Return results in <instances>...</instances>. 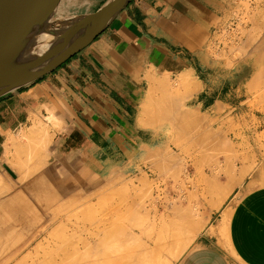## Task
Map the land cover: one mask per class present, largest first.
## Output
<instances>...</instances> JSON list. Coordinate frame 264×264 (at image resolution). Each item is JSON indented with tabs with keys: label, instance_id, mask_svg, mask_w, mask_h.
<instances>
[{
	"label": "crops",
	"instance_id": "obj_1",
	"mask_svg": "<svg viewBox=\"0 0 264 264\" xmlns=\"http://www.w3.org/2000/svg\"><path fill=\"white\" fill-rule=\"evenodd\" d=\"M105 1L54 0L46 27L53 30L81 23ZM232 1L131 0L110 26L78 54L34 83L0 96V166L6 165L7 148L17 143H24L38 160L46 151V165L74 164L97 173L118 164L116 161L135 146L140 134L151 132L139 129L136 120L140 103L155 79L175 80L183 72L192 74L199 88L195 98L200 97L199 107L235 111L251 103L249 88L254 83L244 71L240 70L238 79L228 85L231 91L225 90L224 74L219 68L220 85L214 89L211 82L214 66L208 47L224 25ZM40 122L47 124L54 135L50 145L47 142L42 146V152L37 140H44L47 134ZM23 135L38 139H26V143ZM248 144V177L239 174L231 183V193L242 188L240 196L211 212L178 264H264V140H250ZM18 171L16 180L22 175ZM13 213L8 211L11 222L1 227L0 256L13 241L29 237L22 252L32 245V220L18 222L12 218ZM15 223H21L24 231L17 236L9 231ZM29 256L31 253L20 261ZM10 261L16 260L0 257V264H12Z\"/></svg>",
	"mask_w": 264,
	"mask_h": 264
},
{
	"label": "rangeland",
	"instance_id": "obj_2",
	"mask_svg": "<svg viewBox=\"0 0 264 264\" xmlns=\"http://www.w3.org/2000/svg\"><path fill=\"white\" fill-rule=\"evenodd\" d=\"M263 22L264 0H233L231 8L225 12L224 25L208 47L214 66L212 70L214 75L211 81L214 89L222 81L221 78L218 79L217 77V68H219V73L223 72L224 74L226 91L232 90V86L228 85L232 84L236 78L238 79L240 70L244 71V76L252 78L254 85L249 88L253 96L252 102H246L247 105L235 111H224L219 108L210 109L206 105L199 107L201 101L200 97L198 98L199 100L195 99L196 93L191 95L185 94L182 89L174 86L177 85L175 83L176 80L162 79L170 85L171 89L174 88V91L169 88L173 96L176 93L175 88L177 87V103H172L176 98L173 97L171 99L172 95H169L168 89L163 90L165 92L162 94V90H158V86L156 87L157 89L153 88L155 87L154 84H156L153 83V86L151 85L152 89L149 88L147 90L146 99L140 103L136 120L139 129L151 132L140 134L135 146L120 161H116L118 164L109 165L101 172L92 173L86 167L74 164L64 165L63 167L46 165L44 164L46 151H43L42 160H38L33 157L29 150L23 149L24 143H17L16 146L8 148L4 160L6 165L0 166V189L2 190H0V231L2 230L1 227L10 221L8 211H23L25 216H30L34 219L32 221L33 235H31L32 245L27 250L21 251L23 243L27 238L25 237L24 240L13 241L8 247H4L5 253L0 257L4 259L13 258L16 261H10L12 264H46L50 257L57 258L59 256L57 255L59 251L55 253V248L60 246V242L72 241L76 245V250L80 251L81 256L80 260L74 262L107 264L103 260L96 259L100 258L98 255L86 256L85 252L88 251V248L79 243V239L83 240L85 237L84 232L92 230L91 224L105 219L113 222L109 223L111 225H108V227H112L110 230L120 235L111 237L105 243L97 246L98 248L110 250L114 246L117 247L116 244L121 243L118 246H122L123 251L126 250L127 255L125 257L128 259L134 257V255L135 257L140 256L139 258L142 259L144 254L149 257L148 259L145 256L144 258H147L145 260H151L152 264H178L181 257L192 247L211 212L218 211L220 207L228 204L234 196L236 198L240 196L242 188L231 193L234 185L231 184V180L239 174L248 177L250 156L248 143L250 140L254 141L255 139L257 141L264 140V78L262 79L264 77V56L262 55L259 58L255 52V49L257 51V42L261 41L258 45H260L261 54H264L262 46L264 44ZM249 43H252L251 46ZM253 45L256 46L254 47ZM255 74L256 76H254ZM166 93L168 97L170 96V99L166 95L167 100L163 98L164 96L162 95ZM149 99H151L150 102H148ZM171 100L173 101L171 102ZM159 101L160 103H158ZM178 103H180L179 106ZM154 105L159 111L153 108ZM172 105H175V107L172 108ZM144 106H146L145 110L143 109ZM165 106L169 110H174L175 116L177 113L176 108H178L179 113H182L180 111L183 109L187 110H183L186 113L188 110L189 112L192 111V113L195 112L196 114L192 115L190 113L189 115L197 118L194 121L197 122L196 124H199L198 122L201 121L199 126L200 128L202 126L204 128L200 129L194 123L198 127H195L197 130L193 129V120L189 119L191 116L182 113L183 116L180 117L179 114L174 118L172 111L170 112L172 116L167 114L169 111H166L168 109ZM149 109L150 113H147ZM154 110H156V113ZM160 114L161 118H158ZM165 114L170 115L171 118L169 116L166 117ZM148 116H153L156 122ZM178 116L180 118L187 116L192 122L185 117L186 121L183 118L179 119ZM175 120L176 125L180 124L179 122L181 121V124L184 127L186 124L187 127H183V129L181 125H178L181 128L177 127L173 124ZM188 121L191 126L193 125L192 129ZM202 121L205 125H203ZM40 124L47 130V136L43 140L46 141H40L38 146H44L48 140H50V145L54 135L49 133L51 129L47 124L41 122ZM50 126L53 127L54 124ZM205 126H209V128L207 127L208 130L212 128L209 131L213 134L210 132L206 133L207 129L205 130ZM188 127L189 131H186ZM214 128L220 131L217 129L215 131ZM198 129L201 131L198 134L200 137L196 135L199 132ZM255 129L263 130V133H250V130ZM177 131L179 132L177 133ZM203 131H205V134ZM189 132L191 136H189ZM193 132L197 133L194 134ZM202 132L203 134L201 135ZM175 134H177V138ZM207 134H210V136H207ZM203 136L206 139H202L204 142L202 141L203 143L200 144L201 137ZM193 138L197 139L194 140L195 143L192 142ZM202 147L204 148L202 149ZM169 148H173L172 154L174 157L170 153L171 155H166L165 159L172 158L173 161L170 164L161 157L163 156L162 154H160L161 156L158 154V152L165 153L164 149L168 151ZM13 149H15L14 152ZM153 149H155V152ZM17 151L20 152L18 153ZM156 153L157 156H153ZM251 153L254 159L255 150L251 151ZM154 157L158 160L161 157L160 162L157 159H153ZM22 158L23 160H21ZM150 159L151 163L154 162L153 164L155 165V168L152 167L153 164L151 165L154 175L146 173L144 168L146 163L147 165L151 164L148 162ZM155 161L159 163L157 164ZM17 170H20L22 173L19 176V180L25 178V181H15ZM132 178L146 179L148 184L139 185L133 189L128 186V181ZM41 179H44V181L40 183L39 180ZM172 225L176 228L180 225L181 236H184L181 237V242L177 244L168 235V232H170L168 227H172ZM185 225L187 228L188 225H192L193 227H189L191 229L188 230L184 227ZM21 227V223H15L9 231H11L12 235L17 236L19 233L24 232ZM183 227L189 231L190 235H187V230ZM66 228H68V231L73 230L81 234L82 237L66 239ZM165 229H168V231L165 232ZM164 232L167 233L166 236H164ZM160 233L163 234L162 238H159L161 236ZM157 236L159 238L158 241ZM160 239L163 241L161 242ZM156 243L158 245L164 244L160 245L162 246L160 248L163 250H159ZM61 246L63 247V245ZM167 246L170 247L168 248L169 251H167ZM72 248L74 249V247ZM127 250H130L131 254ZM134 251L137 253L132 254ZM28 253L33 254V259L35 255L40 256L42 253H44V257H39V260H36L37 258L35 257L34 261H32L33 259L31 260V256H29L27 260L20 261ZM46 256L47 258L49 256V258L47 259ZM43 259L44 261H42Z\"/></svg>",
	"mask_w": 264,
	"mask_h": 264
},
{
	"label": "water",
	"instance_id": "obj_3",
	"mask_svg": "<svg viewBox=\"0 0 264 264\" xmlns=\"http://www.w3.org/2000/svg\"><path fill=\"white\" fill-rule=\"evenodd\" d=\"M131 0H106L87 20L59 29L46 27L54 0H0V96L50 74L99 37ZM38 41L44 50L17 62Z\"/></svg>",
	"mask_w": 264,
	"mask_h": 264
},
{
	"label": "bare ground",
	"instance_id": "obj_4",
	"mask_svg": "<svg viewBox=\"0 0 264 264\" xmlns=\"http://www.w3.org/2000/svg\"><path fill=\"white\" fill-rule=\"evenodd\" d=\"M263 26H264V22H263ZM258 29V28H257ZM263 30V29H262ZM256 41V40H255ZM263 41V40H262ZM261 42V41H260ZM259 41L257 42L258 44L260 43ZM252 44V43H251ZM251 44L249 43V45L251 46ZM254 44V43H253ZM256 44V43H255ZM257 44V51H256V49H255V52H256V55L260 58L262 55L264 56V54H261V52H260V50H261V48H260V45H258ZM254 46V45H253ZM256 46V45H255ZM254 46V47H255ZM262 46H263V48H264V44H262ZM253 47V48H254ZM253 48H252V50H253ZM44 50V48H43V46H40V44L38 43V41H30L22 50H21V53H20V56H19V58L17 59V62H22L23 60H27V59H30V58H33V57H35L36 55H38V54H40L42 51ZM263 50V49H262ZM263 52V51H262ZM256 56V57H257ZM253 66H255V65H253ZM190 71V70H189ZM187 72V71H186ZM191 72V71H190ZM258 72V71H257ZM262 72V71H261ZM263 72H264V70H263ZM262 72V73H263ZM258 74V73H257ZM262 75V74H261ZM254 76H256V74L254 75ZM253 76V77H254ZM260 76V75H259ZM259 76H258V78H259ZM167 77V76H166ZM177 77H178V75H177ZM150 79H151V77H149ZM148 78V83L150 82L149 79ZM264 77H262V79H263ZM156 81L154 82L152 79H151V81H153V82H151V84L150 85H152L153 83H156V84H154V86L155 87H153V88H155V89H157L156 87L158 86V90H162V94L165 92V91H163V90H167L168 92H169V95L171 96L172 95V93H171V90H173L174 88H173V85L171 84V86H172V88L173 89H171V87H170V85L168 84V83H166L165 82V80L163 81L162 79V81L161 80H158V79H155ZM176 80V84L177 85H174V86H177L178 87V89L180 88V89H182V91L186 94V93H188V94H195L197 91H198V85H197V82L195 81V79L193 78V76H192V74H190V73H182V75H180L177 79H175ZM253 80H255L256 81V79H254L253 78ZM159 81H161V82H159ZM260 81H261V79H260ZM263 82V81H262ZM172 83V82H171ZM255 83H257V82H255ZM168 84V85H167ZM250 84V83H249ZM150 85H149V87L148 88H150V89H152V86L150 87ZM169 86V87H168ZM177 87L175 88V91H176V93H174V96L172 95L171 96V99L174 97V98H176L175 99V101H173V100H171V102L174 104V102H176L178 99H177V95L176 94H178L177 93ZM171 90H170V89ZM170 90V91H169ZM166 91V92H167ZM174 91V90H173ZM172 91V92H173ZM171 93V94H170ZM161 94V95H162ZM165 95L167 96V93L166 94H164V95H162V96H164L163 98L165 99V100H167V97H165ZM169 96V97H170ZM176 96V97H175ZM168 97V98H169ZM151 98V97H150ZM145 99H146V97H145ZM147 99H148V97H147ZM154 99H155V97H154ZM160 99V98H159ZM162 99V98H161ZM163 99V100H164ZM170 99V98H169ZM157 100V99H156ZM155 100V101H156ZM151 101V99H149L148 100V102H150ZM170 101V100H169ZM169 101H167L168 103H169ZM181 101V100H180ZM179 101V102H180ZM167 102H165L167 105H168V103ZM158 103H160V101L158 102ZM177 103V102H176ZM143 104V103H142ZM146 104H147V102H146ZM146 104H144V105H146ZM157 104V103H156ZM161 104H162V102H161ZM165 104V105H166ZM179 104L180 103H178V106H179ZM160 105V104H159ZM163 105V104H162ZM169 105H171L170 103H169ZM168 105V106H169ZM146 106H144V110L146 109L145 108ZM158 107V106H157ZM165 107H167V106H165ZM173 107H175V105H172V108ZM217 107V106H216ZM218 107H219V105H218ZM153 108H156L155 107V105H154V107ZM164 108V107H163ZM162 108V109H163ZM169 108H171V107H169ZM151 109V108H150ZM150 109H149V111L147 112V113H150ZM157 109V108H156ZM161 109V110H162ZM166 109V108H165ZM165 109H164V113L166 112V111H169V113L167 112V114H170V112L172 111V110H169L168 109V107H167V109L168 110H166L165 111ZM217 109V108H216ZM220 109V108H219ZM218 109V110H219ZM144 110H141V111H144ZM176 110H177V113H176V116L177 115H179L180 114V117L181 116H183V114L185 113L186 115H189L190 113L193 115L194 113H192V111L191 112H189V110H188V112L186 113V112H183V110L182 111H180V112H182V113H179L178 112V108H176ZM175 110V111H176ZM155 111V113H156V110H154ZM157 111H159V109H157ZM174 111V110H173ZM172 111V112H173ZM184 111H187L186 109L184 110ZM145 112V111H144ZM161 112V111H160ZM142 113V112H141ZM174 113V112H173ZM167 114H165L166 115V117L167 116H169L170 118H171V116H172V114H170V115H167ZM184 114V115H185ZM196 114V113H195ZM143 115V114H142ZM164 115V114H163ZM192 115H189V116H191V118L189 117V119L190 120H193V122L192 121H190L189 119H188V117L187 116H184L185 118H187V120H189L190 122H192V124H196L197 122H194L195 121V118L194 117H192ZM203 115V114H202ZM154 116V115H153ZM153 116H148V117H151V119L153 120L154 118H153ZM156 116V115H155ZM174 118L176 117L175 116V113H174ZM197 116V115H196ZM199 116V115H198ZM165 117V116H164ZM168 117V118H169ZM179 117V116H178ZM179 117V119H184V121H186V119L184 118V117H182V118H180ZM158 118H161V114H160V116L158 117ZM162 118H163V116H162ZM168 118H167V120H168ZM194 118V119H193ZM203 118V117H202ZM157 119V118H156ZM177 119V118H176ZM197 119V118H196ZM199 119H200V117H199ZM166 120V119H165ZM206 120V119H205ZM211 120V119H210ZM210 120H209V123H210ZM213 120V119H212ZM217 120V119H216ZM151 121V120H150ZM154 121H155V119H154ZM158 121V120H157ZM178 121V120H177ZM189 121H188V124H190L189 123ZM196 121H198V120H196ZM156 122V121H155ZM154 122V123H155ZM165 122V121H164ZM169 122H170V120H169ZM201 122V121H200ZM200 122H198L199 124H200ZM203 122V121H202ZM39 123V122H38ZM176 123V120L174 121V123L173 124H175ZM180 124H178V122H177V124L180 126H182V129H183V125L181 124V121L179 122ZM183 123V122H182ZM187 123V122H186ZM204 123V122H203ZM37 124V123H36ZM151 124H152V121H151ZM185 124V123H184ZM195 124H194V128L191 126V124L189 125L190 126V128L192 129H196L195 127H198L199 126V124H196V125H198V126H195ZM176 125V124H175ZM178 125H176L177 127H179ZM203 125H205V123L203 124ZM40 126V125H39ZM152 126V125H151ZM174 126V125H173ZM175 126V127H176ZM32 127V126H31ZM33 127H34V125H33ZM185 127H187V125L185 124ZM184 127V128H185ZM203 127V126H202ZM200 128V126H199V128L200 129H203V128ZM208 128H209V126H207ZM206 126H205V130H206V133L208 132H210L211 130H212V128H211V130L209 131L208 130V128H207ZM179 128H181V127H179ZM35 129V128H34ZM34 129H33V133L35 134V132H34ZM41 129V128H40ZM39 129V130H40ZM43 129L45 130V127H43ZM178 129V128H177ZM215 129V131H217V130H219V129H217V128H214ZM217 129V130H216ZM38 130V128H36V131ZM181 130V129H180ZM197 130V129H196ZM199 130V129H198ZM27 131H28V129H27ZM47 131V130H46ZM186 131H189V127H188V129H186ZM185 131V132H186ZM191 131H193V130H191ZM220 131V130H219ZM41 132V131H40ZM39 132V133H40ZM179 131H177V133H178ZM200 130H199V132L197 133V132H195V133H197L196 135H198V134H200ZM204 132V134H205V131H203ZM203 132L201 133V135L203 134ZM29 133H30V130H29ZM38 133V132H37ZM194 133V132H193ZM194 133V134H195ZM210 133H212V132H210ZM216 133H218V132H216ZM22 134H24V133H22ZM26 134V133H25ZM24 134V135H25ZM41 134V133H40ZM45 134V133H44ZM183 134V133H182ZM213 134V133H212ZM23 135V136H24ZM176 135V138H177V134H175ZM185 135V134H184ZM195 135V136H196ZM210 136V134H207V136ZM215 135V134H214ZM22 136V137H23ZM35 136V135H34ZM38 136H40V135H38ZM180 136H181V134H180ZM187 136V135H186ZM189 136H191L190 135V132H189ZM188 136V137H189ZM205 136V135H204ZM201 137V142H200V140H198L199 142H200V144L201 143H203L204 141L202 140V139H206L205 137ZM206 136V137H207ZM20 137V136H19ZM36 137V136H35ZM34 137V138H35ZM41 137V136H40ZM45 137H46V135H45ZM197 137H200L199 135L197 136ZM196 137V138H197ZM212 137V136H211ZM24 138H25V140L27 139H29V141L30 140H32V139H30V137L28 138H26L25 136H24ZM179 138V137H178ZM186 138V137H185ZM38 139V138H37ZM37 139H33V140H37ZM40 139H42V141H43V138H40ZM50 139V138H49ZM180 139V138H179ZM187 139V138H186ZM189 139V138H188ZM200 139V138H199ZM212 139V138H211ZM26 140V141H27ZM32 140V141H33ZM175 140V139H174ZM185 140V139H184ZM194 140H197V139H192V142H194L195 143V141ZM214 140H216V139H214ZM34 141V142H35ZM39 141V139L37 140V146H38V142ZM41 141V140H40ZM46 141V140H45ZM45 141H43V142H45ZM49 141L50 140H48V143H49ZM179 141V140H178ZM185 141H187V140H185ZM185 141H183V142H185ZM189 141V140H188ZM198 141H196V142H198ZM203 141V142H202ZM210 141V140H209ZM33 142V143H34ZM42 142V143H43ZM199 142H198V144H199ZM213 142V141H212ZM15 143V142H14ZM26 143H28V141L26 142ZM33 143H31L32 145H33ZM41 143V144H42ZM180 143V142H179ZM191 143V142H190ZM189 144V143H188ZM206 144V143H205ZM222 144V143H221ZM13 145V144H12ZM213 145V144H212ZM10 146H11V144H10ZM14 146H16V144H14ZM13 146V147H14ZM19 146V145H18ZM29 146V145H28ZM37 146H36V149H37ZM40 146V145H39ZM43 146V145H42ZM177 146V145H176ZM175 146V147H176ZM180 146V145H179ZM188 146V145H187ZM186 146V147H187ZM204 146V145H203ZM6 147V146H5ZM198 147V146H197ZM196 147V148H197ZM21 148V147H20ZM26 148V147H25ZM25 148H23V149H25ZM31 148V147H30ZM42 147H40V149H41ZM44 148V147H43ZM176 148H178V147H176ZM195 148V147H194ZM201 148V147H200ZM204 147H202V149H203ZM219 148H220V146H219ZM6 149V148H5ZM8 149V148H7ZM23 149H21V150H23ZM39 149V148H38ZM188 149V148H187ZM190 149V148H189ZM192 149H193V147H192ZM218 149V148H217ZM14 150L15 149H13V152H14ZM17 150V149H16ZM28 150H30V149H28ZM34 150H35V147H34ZM33 150V151H34ZM155 149H153V151H154ZM166 150H167V148H166ZM165 149H164V151H165V153L163 152H158L157 150V152H158V154H159V156H161L160 154H162L163 156H161L162 158H164L165 159V157H166V155L167 156H169V154L171 153H173V148H169L168 149V151H166ZM214 150V149H213ZM220 150H221V148H220ZM25 151V150H24ZM36 151V150H35ZM37 151H39V150H37ZM43 151V149H41V152ZM218 151V150H217ZM12 152V151H11ZM18 152V151H17ZM20 152V151H19ZM18 152V153H19ZM22 152V151H21ZM29 152V151H28ZM27 152V153H28ZM155 152V151H154ZM201 153H202V151H200ZM199 152V153H200ZM44 153V152H43ZM32 154H34V153H32ZM47 154V153H46ZM152 154H153V152H152ZM170 154V155H171ZM175 154V153H174ZM216 154H219V153H216ZM10 156H11V154H9ZM35 155H36V152H35ZM37 155H38V153H37ZM146 155V154H145ZM173 155V154H172ZM201 155H204V154H201ZM227 155V154H226ZM15 156V155H14ZM43 156V155H42ZM47 156V155H46ZM153 156H157V153L156 154H154ZM197 156V155H196ZM37 157V156H36ZM45 157V156H44ZM160 157V158H161ZM173 157H174V155H173ZM202 157H205V156H202ZM226 157V156H225ZM6 158V157H5ZM23 158H25V157H23ZM23 158L21 159V160H23ZM145 158V157H144ZM160 158H159V160H160ZM167 158H169V157H167ZM176 158V157H175ZM38 159V158H37ZM40 159V158H39ZM147 159H149V158H147ZM153 159H155V157L153 158ZM157 159V158H156ZM155 159V160H156ZM15 160V159H14ZM19 160V159H18ZM42 160V159H41ZM158 160V159H157ZM158 160V161H159ZM169 160V161H168ZM165 159V161H167V163L169 162V164H170V162L171 161H173V159L172 158H170V159ZM10 161V160H9ZM153 161V160H152ZM163 161V160H162ZM37 162V161H36ZM148 162H150L151 163V159H150V161H148ZM157 161H155V163H156ZM160 162V161H159ZM159 162H157V164L159 163ZM25 163V162H24ZM40 163V162H39ZM154 162H152L150 165L148 164L147 165V163H146V165L144 166V168H145V170H146V173H149L150 175H154V172H153V168L152 167H154L155 168V165L153 164ZM162 163V162H161ZM20 164V163H19ZM153 164V166L151 167V165ZM166 164V163H165ZM36 165V164H35ZM17 166V165H16ZM23 166V165H22ZM27 166V165H26ZM30 166V165H29ZM24 167V166H23ZM143 168V169H144ZM21 169V168H20ZM25 169H27L26 167H25ZM38 169V168H37ZM142 169V168H141ZM23 170V169H22ZM39 170V169H38ZM20 171V170H19ZM18 171V172H19ZM29 171V170H28ZM142 172V171H141ZM21 173V172H20ZM19 173V174H20ZM29 173V172H28ZM27 173V174H28ZM143 173V172H142ZM71 174V173H70ZM140 174V173H139ZM31 175V174H30ZM230 176H231V174H230ZM229 176V177H230ZM25 177V176H24ZM228 177V178H229ZM232 177V176H231ZM135 178V177H134ZM134 178H132V179H130L129 181H128V186L129 187H132L133 189L134 188H136L137 186H139V185H144V184H148L147 183V181H146V179H143L142 178V180L141 179H134ZM147 178V177H146ZM227 178V179H228ZM18 179V178H17ZM75 179V178H74ZM90 179V178H89ZM232 179V178H231ZM105 180V179H104ZM136 180V181H135ZM230 180V179H229ZM233 180V179H232ZM232 180H231V182H232ZM16 181H21V182H23L24 181V179L23 180H16ZM100 181H101V179H100ZM76 182V181H75ZM229 182V181H228ZM230 182V183H231ZM3 183V182H2ZM17 183V182H16ZM85 183H87L86 181H85ZM92 183V182H91ZM95 183V182H94ZM135 183H137L136 185H135ZM21 184V183H20ZM93 184V183H92ZM92 186V185H91ZM15 187H16V185H15ZM4 188V187H3ZM1 190V189H0ZM5 190V189H4ZM2 191V190H1ZM167 200V199H166ZM160 202V201H159ZM154 204V203H153ZM160 206V205H159ZM154 207V206H153ZM155 210V209H154ZM14 215H12V218L14 219V220H16V221H21V222H27L28 223V221H30V220H34L33 219V217H30V216H25L24 215V212H20V211H16L15 213H13ZM11 217V216H10ZM28 217V218H27ZM31 218V219H30ZM28 219V220H27ZM109 223H113V222H111V221H109V220H105V219H103V220H100V221H96V222H94L93 224H91V226L90 227H93L92 228V230L91 231H85L84 233H85V237H84V239L82 240V239H79V243H82L84 246H86L87 248H88V251L87 252H85V254H87L86 256H88V257H90V256H92L93 254H95V255H98V256H100V258H96V259H99V260H103V261H105V263H107V264H152V262H151V260H145V259H149V257L148 256H146V255H144L143 254V256L145 257H147V258H139L138 256H136L135 257V255H134V257H131L130 259H128V258H126L125 256L127 255V252H126V250L125 251H123V248H121L122 246H118L119 244H121V243H118V244H116V246L117 247H112V249H110V250H103V249H101V248H98L97 246H99V245H101V244H103V243H105L106 242V240H108V239H110L111 237H117V236H119L120 234L118 233V234H116L113 230H110V228H112V227H108V225H111V224H109ZM166 223V222H165ZM164 223V225H166ZM94 225V226H93ZM168 225V224H167ZM170 225V224H169ZM192 225H193V223H192ZM190 226V225H188V228L186 227V225L184 226V227H186L188 230H190L189 229V227H193V226ZM194 225H196V224H194ZM162 226V228L164 227L163 226V224L161 225ZM171 226V225H170ZM168 227L169 228V230H170V232H168V235H169V238L171 239V238H173V240L172 241H174L175 242V244H177L178 242H181L180 240H181V237H184V236H181L182 235V233L180 232V225L178 226V228H176L175 226H173L172 225V227ZM183 227V228H184ZM161 228V229H162ZM166 228H167V226H166ZM76 229V228H75ZM91 229V228H90ZM185 229V228H184ZM183 229V230H184ZM187 229H185V230H187ZM13 230H14V228H13ZM187 230V233L189 232ZM71 231V232H70ZM70 231H68V228H66V236H65V238L66 239H68V238H73V237H78V238H80V237H82V235L81 234H78V233H76L75 231H73V230H70ZM166 231H168V229L166 230L165 229V232ZM182 231V230H181ZM161 232V231H160ZM164 232V236H166V234L167 233H165ZM183 232H185V231H183ZM186 233V232H185ZM190 233H192V232H190ZM161 234V236H159V238H162V233H160ZM159 235V234H158ZM187 235H190L189 233L187 234ZM187 237V236H186ZM158 236H157V241H158ZM184 239V238H183ZM164 240H165V237H164ZM156 241V242H157ZM160 241H161V239H160ZM163 241V240H162ZM161 241V242H162ZM160 243V242H159ZM164 243H166L165 241H164ZM174 244V243H173ZM61 245H63V247L61 246ZM156 245L159 247L158 249L159 250H163V249H161L162 248V246H160V245H164V244H159L158 245V243H156ZM166 245V244H165ZM66 246V247H65ZM75 244L72 242V241H67V242H65V241H63V242H60V246L59 247H57V248H55L56 249V251H55V253H57L58 251V253H57V255H59L57 258H53V257H50L49 258V256H48V258H49V260H47V263L46 264H89V263H86V262H74V261H76V260H80L81 259V256H80V251H78V250H76V248H75ZM170 246V245H169ZM72 247H74V249L72 248ZM161 247V248H160ZM175 247V246H174ZM98 248V249H97ZM119 248H121V249H119ZM168 248H170V247H168L167 246V249ZM172 248V247H171ZM166 249V248H165ZM164 249V250H165ZM128 251V250H127ZM130 251V250H129ZM128 251V252H129ZM140 251V250H139ZM138 251V252H139ZM166 251V250H165ZM167 251H169V249L167 250ZM166 251V252H167ZM133 252V251H132ZM141 252V251H140ZM137 253V252H136ZM135 253V251H134V253H132V254H136ZM129 254H131V251L129 252ZM35 257L37 258L36 260H39L38 258L39 257H44V253H42L40 256L39 255H35L34 256V259H35ZM123 257H125V259H123ZM46 258H47V256H46ZM47 258V259H48ZM33 259V254L31 255V260ZM34 259L32 260V261H34ZM45 259V258H44ZM44 259L42 260V261H44ZM35 260V262H37ZM46 260V259H45ZM155 260V259H154ZM146 261H148V262H146ZM157 261V260H156ZM39 262V261H38ZM46 262V261H45ZM151 262V263H150ZM31 263V262H30ZM32 263H34V262H32ZM43 263V262H42ZM160 263V262H159ZM18 264H20V263H18ZM22 264V263H21ZM35 264V263H34ZM43 264H45V263H43Z\"/></svg>",
	"mask_w": 264,
	"mask_h": 264
}]
</instances>
